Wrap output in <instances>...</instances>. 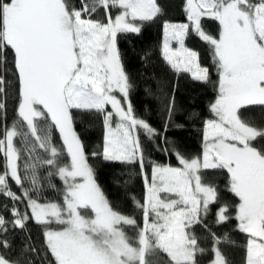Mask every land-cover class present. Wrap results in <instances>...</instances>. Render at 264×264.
<instances>
[{"label":"snow or ice","instance_id":"6c2138e0","mask_svg":"<svg viewBox=\"0 0 264 264\" xmlns=\"http://www.w3.org/2000/svg\"><path fill=\"white\" fill-rule=\"evenodd\" d=\"M100 9L103 18L97 19ZM183 11L186 23L163 24L162 58L177 75L188 73L207 83L209 68L185 41L194 34L210 46L218 76L212 118L204 121L201 155L188 158L175 151L178 166L153 162L149 173L140 133L150 139L159 133L134 113V84L117 38L139 34L154 21L161 13L157 0H79L78 5L74 0H0V96L5 98L0 112H6L9 87L15 86L21 120L0 133L5 160L0 196L12 202L10 209L5 205L10 218L0 214V264H35L32 256L40 252L35 244L25 243L14 253L8 240L10 231H25L29 221L41 226L47 264H153L161 253L166 264H199L206 249L194 229L208 228L213 205L216 224L234 219L245 234L243 264H264V124L244 118L246 111L264 110V0H185ZM206 19L218 24L215 36L206 31ZM174 111L170 97L168 120ZM76 112L102 120V150L93 157L139 165L144 196L133 199L142 222L116 210L97 182L75 126ZM42 168L48 188H57L51 178L61 181L58 199L43 195ZM216 172L226 174L227 189L236 198L234 216L206 179ZM9 181L21 189L19 195ZM209 234L210 264H229L222 238Z\"/></svg>","mask_w":264,"mask_h":264},{"label":"trees","instance_id":"16d2710c","mask_svg":"<svg viewBox=\"0 0 264 264\" xmlns=\"http://www.w3.org/2000/svg\"><path fill=\"white\" fill-rule=\"evenodd\" d=\"M79 4V0H74ZM161 13L152 21L145 23L139 34H119L118 48L121 52L126 72L134 84L130 93V101L135 115L145 120L153 127L159 135L148 138L142 131L140 133L141 144L144 149L146 170L150 173L153 162L159 164H171L178 166L174 154L179 151L185 157L199 156L203 151V126L204 121L212 118L210 104L216 97V83L218 76L212 62L210 46L192 34L186 38V46L199 55L202 67L209 68L210 81L203 82L195 80L188 73L177 75L163 61L161 49L163 44V24L165 21L174 23H186L183 11L185 0H157ZM103 9L95 15V18H103ZM115 14V10H113ZM204 27L212 35H216L218 24L212 20H205ZM12 54L8 52V67L11 68ZM9 79L12 77L9 75ZM174 97L175 111L171 120H168L165 112L167 99ZM5 98L0 96V102ZM17 91L15 86H10L6 97V112H0V133L6 126L20 125L21 120L16 112ZM75 111V110H74ZM244 118L255 123L264 124V110L259 108L246 111ZM168 127L165 129V124ZM75 126L78 134L86 146L89 161L95 169L97 182L100 184L105 195L113 207L123 214L134 216L138 222H142L140 210L135 206V200H142L144 196V185L140 174L139 165L121 164L119 162L104 161L101 156L93 157L92 152L102 150L103 126L98 116L76 112ZM54 143L59 147L61 144L58 132H53ZM18 148L23 149L19 138L14 141ZM167 150V151H165ZM26 159V153L22 151L21 172ZM5 160L0 153V171L4 170ZM41 182L45 185L43 195L49 199H58L57 189L62 187L58 178H51V183L56 189L48 188L46 185V169H39ZM208 181L215 184L219 190L221 203H226L234 216V204L236 198L228 191L226 174L223 172L209 173ZM11 190L18 195L21 189L14 182L9 181ZM5 205L10 209L12 202L0 196V214L10 218V212L5 210ZM21 210L25 205L19 204ZM217 206H212V211L206 221L208 228L196 226L194 231L200 244L206 249L200 256L199 264H209L212 259L210 251L212 243L209 230L222 238L220 248L229 264H243L245 255L246 236L236 228V221L230 220L226 224H216L215 211ZM41 226L29 221L25 231H10L8 240L13 245V252H19L25 243H33L40 249L39 255H33L35 264H47L44 259L42 245ZM131 235V231L129 232ZM31 236V241L26 237ZM225 235L227 239H224ZM50 258V257H49ZM159 262L153 264H166L167 258L164 254L157 256ZM153 259V258H152Z\"/></svg>","mask_w":264,"mask_h":264},{"label":"rangeland","instance_id":"374dc122","mask_svg":"<svg viewBox=\"0 0 264 264\" xmlns=\"http://www.w3.org/2000/svg\"><path fill=\"white\" fill-rule=\"evenodd\" d=\"M172 23H174V22H172ZM176 45L174 44L173 45V47H175ZM153 260H154V263H157V262H159V259L157 258V256L156 257H153ZM210 264V263H209Z\"/></svg>","mask_w":264,"mask_h":264}]
</instances>
